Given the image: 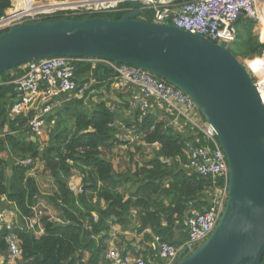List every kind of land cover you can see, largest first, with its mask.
<instances>
[{
    "label": "trees",
    "instance_id": "trees-1",
    "mask_svg": "<svg viewBox=\"0 0 264 264\" xmlns=\"http://www.w3.org/2000/svg\"><path fill=\"white\" fill-rule=\"evenodd\" d=\"M11 7L12 0H0V17ZM120 8L70 18L119 19L129 6L121 3ZM153 13L144 10L140 18L152 21ZM235 24L238 27L230 50L238 58L259 53L264 44L253 34L256 21L241 18ZM240 28L250 32L237 41ZM23 64L11 69L8 75L0 73V209L8 203L18 215L12 228L6 223L0 226V254L5 255L8 249L5 237L14 231L22 249V256L15 264H85L87 253L89 264H108L106 254L114 226L138 233L151 229L168 241L175 229L184 228L183 220L191 201L199 210L208 206L211 178L187 167L190 160L185 152L186 142L194 138L193 134L178 130L174 116L158 106L142 116L131 102V89L121 94L119 101H113L114 109L108 106L110 100L102 96L89 105V92L83 98L67 101L54 113L44 116L48 139L41 142L40 136L25 126L29 118L9 115L17 100L14 84L9 81L24 73ZM91 73L104 80L102 86H109L111 74L104 64L88 60L76 65V76L81 83ZM99 86L94 88L99 90ZM125 111L130 112V117ZM127 129L132 130L134 140L123 137ZM120 143L136 147L137 151L150 147V155L142 154L141 164L137 161L134 170L117 171L108 152ZM25 158H31L33 165H22L19 160ZM38 162L51 179V194L42 193L37 177L31 173ZM74 172L80 174L82 181L79 194L69 187ZM41 199H47L57 215L42 212L39 216L42 226L35 224L29 228L27 219L35 216ZM163 218L165 225L161 222ZM39 229L43 232L36 234ZM125 243L120 245L122 253L130 246Z\"/></svg>",
    "mask_w": 264,
    "mask_h": 264
},
{
    "label": "water",
    "instance_id": "water-1",
    "mask_svg": "<svg viewBox=\"0 0 264 264\" xmlns=\"http://www.w3.org/2000/svg\"><path fill=\"white\" fill-rule=\"evenodd\" d=\"M125 3L130 10L119 19L12 26L0 34V73L44 57L107 59L181 89L217 131L229 165V194L213 232L175 264H264V103L255 82L228 41L142 19L139 0ZM207 200L212 204L211 195Z\"/></svg>",
    "mask_w": 264,
    "mask_h": 264
},
{
    "label": "built area",
    "instance_id": "built-area-1",
    "mask_svg": "<svg viewBox=\"0 0 264 264\" xmlns=\"http://www.w3.org/2000/svg\"><path fill=\"white\" fill-rule=\"evenodd\" d=\"M126 0H12V7L0 17V34L12 26L36 21H50L71 16L90 15L99 12L121 10L120 4ZM141 13L152 10L156 22H171L173 25L209 38L215 42L228 41L230 44L236 36L234 24L241 18L261 21L260 9L264 0H139ZM130 10V8L128 9ZM264 44V43H263ZM104 64L110 70L111 86L122 92L132 91L131 102L141 111L142 116L158 106L174 116L173 123L180 131L189 130L194 138L186 142L185 152L189 158L188 168L199 175L211 178L209 194L212 204L204 210L196 208L193 201L184 217L183 223L187 237L175 244L164 241L159 235L154 236L157 247L155 260L143 256L122 253L112 248L107 251L106 258L111 264H175L179 255L192 252L202 243L216 227L229 194V165L221 147L217 131L204 118L195 102L181 89L151 72L127 64H117L107 59H84L71 56H52L28 61L21 66L24 73L9 83L14 84L17 97L10 109L12 118L24 115L29 118L25 126L38 136L43 135L46 126L44 116L57 105L73 98H83L94 91L95 85L104 84L93 73L81 83L76 76V65L84 61ZM249 71L264 103V45L261 51L241 60ZM1 84V83H0ZM101 91V88H99ZM114 109L113 102H108ZM115 124H118L116 122ZM114 126V124H111ZM132 134V130L130 129ZM130 134V135H131ZM128 134H125L127 137ZM137 138V137H136ZM131 139L134 140L133 135ZM22 165L32 166L33 160H19ZM70 189L79 194L82 185L71 181ZM8 211L0 209V226L4 223L8 228L17 222L6 219ZM28 218V227L38 224L41 227L37 211ZM97 219V216H94ZM10 257L16 261L22 256L20 239L12 231L5 237Z\"/></svg>",
    "mask_w": 264,
    "mask_h": 264
},
{
    "label": "crops",
    "instance_id": "crops-1",
    "mask_svg": "<svg viewBox=\"0 0 264 264\" xmlns=\"http://www.w3.org/2000/svg\"><path fill=\"white\" fill-rule=\"evenodd\" d=\"M180 2H181V0H178L177 9L179 8ZM260 12L262 15V18H261L262 20L260 22L256 21L255 27L253 29V34L257 35L259 38V41L263 44L264 43V5L261 7ZM234 26H235V28L238 27L236 24H234ZM107 85L101 86L100 87L101 91H99L98 89L95 88L93 92H90V94H88L87 101H89L90 103L91 102L95 103L97 100L100 99V96H102V98H104V99L110 100L111 102L119 101L120 95L126 94V93H121L120 90L114 89L111 86L110 82H109V86H107ZM99 92L102 93V95H100ZM66 102L67 101H64L61 105H57L49 113H54L58 108H60ZM49 113H47V115ZM125 114L128 117H130L129 111H125ZM5 129H6V127H5ZM186 131H188V130H186ZM126 133L128 134L127 137L131 139L130 129H127ZM47 139H48V136H47ZM154 146L158 147V145H154ZM147 149L151 150L150 147H147ZM145 152H146V148H143L142 150L137 151L136 147H130L127 144L120 143L118 146L114 147L111 151L108 152V156L111 158L113 165H114V168L117 171L128 170L129 168L134 170L136 168V165L134 164V167L131 166L132 165L131 164L132 159L134 158L135 160H138V162H140V164H141V160H142L141 156H142V153H145ZM3 155L5 156V154H3ZM116 161H117V163H121V166L120 165L116 166ZM71 181H74L75 183H79L82 185L81 177H80V174L78 172H74L72 174V176H70L69 183ZM207 193L209 194V188L207 189ZM4 198L5 197H2V199H4ZM3 208H6L8 210H14V208L11 206V204H8V203ZM6 219L9 222L13 221L14 219H17V221H18V215L16 214V212H15V214H13L11 211H8V213L6 215ZM161 222L163 225L166 224V220L164 218H163V220H161ZM30 228H32V227H30ZM174 231L175 232L173 234L169 235V237H168L171 239V243L178 244V243L182 242L181 240L186 238L187 232L185 231V227L181 228V229L180 228L175 229ZM35 232H36V234H40L43 232V229H39ZM118 234L123 235L121 240L117 239ZM155 235H156V233H154L151 229H147L143 232L138 233L137 231H133V230L132 231L124 230L120 226H114L113 230H112V240L109 241V249L116 248V249H119L120 251H122L120 248V245L126 244L125 242H127V244L130 245L126 251L127 254H132V255H136V256H143L147 259H152V261H156L155 255L157 253V247H156V244L154 242V236ZM5 256L6 255L0 254V264H15V261L12 258L6 260ZM88 256H89V254L87 253L86 258L84 260L85 264H89L87 262ZM108 264H111V262L108 261Z\"/></svg>",
    "mask_w": 264,
    "mask_h": 264
},
{
    "label": "rangeland",
    "instance_id": "rangeland-1",
    "mask_svg": "<svg viewBox=\"0 0 264 264\" xmlns=\"http://www.w3.org/2000/svg\"><path fill=\"white\" fill-rule=\"evenodd\" d=\"M245 29V28H244ZM243 28H240V31H241V34H238V37H237V41H241L242 40V38H243V36H247L248 34L247 33H249L250 32V30H244ZM247 32V33H246ZM239 56H241V55H239ZM240 60H242L243 59V57H240L239 58ZM102 86V84H100V86L99 87H101ZM121 93H126V92H122V91H120ZM88 103H89V105H91L93 102H89L88 101ZM47 136H48V124H46V126H45V128H44V131H43V135L39 138L40 140H41V142H46L47 141ZM123 137L125 138V134H123ZM151 150H149V149H146V152H145V154H147V156L148 155H150V154H148L149 152H150ZM118 152V151H117ZM4 154V153H3ZM142 154H144V153H142ZM145 154H144V156H145ZM138 160H135L134 158L132 159V161H131V166L132 167H134V164L136 165V162H137ZM121 166V163H117V161H116V166ZM124 165V164H123ZM137 166V165H136ZM43 165H42V163L41 162H38L36 165H35V167L33 168V169H31V173H33L34 174V176H36L37 177V179H38V181H39V184H40V188H41V190H42V193L45 195V194H47V193H49L51 190H50V184H49V180H51V179H49V177H48V172H44L43 171ZM47 175V176H46ZM50 190V191H49ZM48 191V192H47ZM52 193V192H51ZM51 193H49V194H51ZM41 203H40V205H39V207L38 208H36V210L37 211H41V214L40 215H42V212H43V214H49V215H52V216H56L57 215V213H56V211L50 206V204L47 202V199H41V201H40ZM44 208H46L45 210H44ZM39 215V216H40ZM38 222L40 223V221L38 220ZM40 225L42 226V224L40 223ZM122 236L123 235H117V239H119V240H121L122 239ZM120 245V244H119Z\"/></svg>",
    "mask_w": 264,
    "mask_h": 264
},
{
    "label": "bare ground",
    "instance_id": "bare-ground-1",
    "mask_svg": "<svg viewBox=\"0 0 264 264\" xmlns=\"http://www.w3.org/2000/svg\"><path fill=\"white\" fill-rule=\"evenodd\" d=\"M261 18H262V15H261Z\"/></svg>",
    "mask_w": 264,
    "mask_h": 264
}]
</instances>
